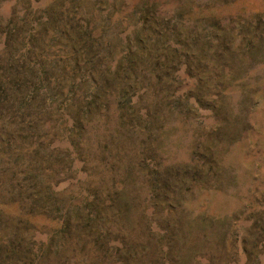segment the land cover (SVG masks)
Segmentation results:
<instances>
[{"label": "rangeland", "instance_id": "1", "mask_svg": "<svg viewBox=\"0 0 264 264\" xmlns=\"http://www.w3.org/2000/svg\"><path fill=\"white\" fill-rule=\"evenodd\" d=\"M0 264H264V0H0Z\"/></svg>", "mask_w": 264, "mask_h": 264}]
</instances>
